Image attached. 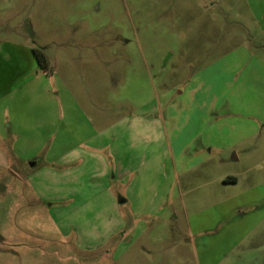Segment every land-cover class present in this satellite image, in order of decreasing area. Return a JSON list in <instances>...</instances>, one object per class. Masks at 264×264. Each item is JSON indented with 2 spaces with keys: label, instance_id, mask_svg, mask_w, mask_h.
<instances>
[{
  "label": "rangeland",
  "instance_id": "1",
  "mask_svg": "<svg viewBox=\"0 0 264 264\" xmlns=\"http://www.w3.org/2000/svg\"><path fill=\"white\" fill-rule=\"evenodd\" d=\"M5 67L0 264H264V0H0Z\"/></svg>",
  "mask_w": 264,
  "mask_h": 264
},
{
  "label": "crops",
  "instance_id": "2",
  "mask_svg": "<svg viewBox=\"0 0 264 264\" xmlns=\"http://www.w3.org/2000/svg\"><path fill=\"white\" fill-rule=\"evenodd\" d=\"M14 50H16V47H14ZM10 56H12V55L10 54ZM1 62H4V61H1ZM9 62H11V60H9ZM7 70H8L7 67H5L4 70H2V75L0 74V86L3 87V90H6V88H7L6 85H5V82L8 84V80H7L8 77L6 76L8 74ZM0 96H6V95L3 94V93H0ZM25 101H26L25 97L16 95V96H13V98L11 99V102L9 103V106H11V109H14V108L16 110L17 109H22L23 112H25V108H24L25 107ZM29 160H34V159L30 158ZM226 179L235 180L236 178L228 177V178H223L222 180L224 181ZM123 200L124 199H122L121 201L123 202Z\"/></svg>",
  "mask_w": 264,
  "mask_h": 264
},
{
  "label": "trees",
  "instance_id": "3",
  "mask_svg": "<svg viewBox=\"0 0 264 264\" xmlns=\"http://www.w3.org/2000/svg\"><path fill=\"white\" fill-rule=\"evenodd\" d=\"M32 51L37 63L42 67L46 66L47 62L44 56L42 55L41 51L39 50V48H33Z\"/></svg>",
  "mask_w": 264,
  "mask_h": 264
}]
</instances>
